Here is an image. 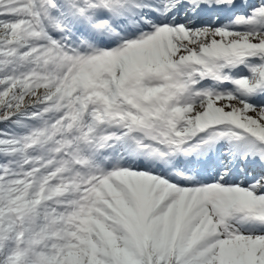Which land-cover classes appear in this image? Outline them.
I'll list each match as a JSON object with an SVG mask.
<instances>
[{"label":"snow or ice","instance_id":"obj_1","mask_svg":"<svg viewBox=\"0 0 264 264\" xmlns=\"http://www.w3.org/2000/svg\"><path fill=\"white\" fill-rule=\"evenodd\" d=\"M0 264H264V0H0Z\"/></svg>","mask_w":264,"mask_h":264}]
</instances>
